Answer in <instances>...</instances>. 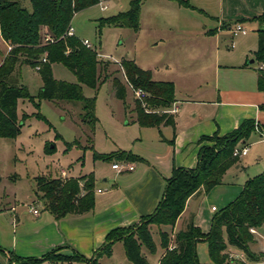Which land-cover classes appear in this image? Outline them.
I'll use <instances>...</instances> for the list:
<instances>
[{"label": "trees", "instance_id": "trees-1", "mask_svg": "<svg viewBox=\"0 0 264 264\" xmlns=\"http://www.w3.org/2000/svg\"><path fill=\"white\" fill-rule=\"evenodd\" d=\"M181 5L189 6L188 0H178ZM98 3V0H29L30 9L19 0L0 1V36L9 45V50L0 63V137L14 138L20 133L22 121L18 120L16 106L18 99L33 101L25 85L12 81V75L23 64L38 69L42 85L38 99L80 100L83 103L82 120L90 125L91 130L98 121L95 116V99L82 95V86L98 88L100 83L110 78L108 61L100 60L97 52L85 46L75 35L65 36L71 25L74 14ZM140 0H131L129 8L105 18L99 19V25L109 24L127 27L133 31L139 29ZM253 19H264V13ZM99 26V27H100ZM54 38L53 42L42 43L43 28ZM46 54V61L41 62ZM254 59L264 64V29L257 30V48ZM60 62L76 75L77 82H67L52 76L51 65ZM120 67L126 82L134 89H142L147 96L136 98L134 108L135 122L140 127H158L174 125L173 114L167 110L174 102V85L169 81H154L149 70L138 66L133 60L123 59ZM257 89L264 91V68H259ZM103 77L101 78V75ZM114 94L124 99L126 87L116 76L111 77ZM144 104V106H143ZM264 110V105L260 106ZM38 118L43 117L36 113ZM25 116V115H24ZM257 124L252 119L244 120L231 132L219 135L201 136L199 142L210 141V145L200 146L197 163L194 168L173 167L171 176L166 179L165 187L154 211L142 216L140 220L127 227L110 230L103 244L94 255L85 258L76 250L62 254V247H55L39 257H19L9 251L8 259H16L19 264H41L56 261L71 264L84 261L87 264H104L99 261L102 256H110L113 244L121 240L124 253L133 264H149L141 255L144 245L154 252L149 225L174 226L183 211L187 199L200 189L207 193L221 183L226 170L239 158L233 156L238 143H244ZM172 142V140H170ZM69 145V144H68ZM50 152V149H46ZM94 159H113L135 161L139 157L130 152L100 154L93 151ZM94 174L90 172L77 178H44L36 179V192L42 193L44 209L59 219L67 215H79L94 207ZM35 192V193H36ZM264 225V171L248 178L239 194L228 204L215 210L207 233H203L193 222L188 227L177 231L169 248L170 237L167 231L159 230L163 253L158 264H200L196 244L205 240L208 243V256L211 264H264V254L255 253L251 245L255 242L251 228ZM228 246L234 247L245 255L246 259L230 258L226 254ZM1 251V248H0Z\"/></svg>", "mask_w": 264, "mask_h": 264}, {"label": "crops", "instance_id": "crops-1", "mask_svg": "<svg viewBox=\"0 0 264 264\" xmlns=\"http://www.w3.org/2000/svg\"><path fill=\"white\" fill-rule=\"evenodd\" d=\"M188 2L189 6H184L178 0H156L152 9L163 16L158 19L159 15H156L150 25L141 22L140 4L139 29L133 31L137 37L142 29H147L148 39L145 43L155 52L145 62L133 61L149 70L154 81H169L174 85V102L178 106V111L173 114L174 125L141 127L145 132L138 139L140 145L134 147V152L118 150L130 152L139 159L127 161L133 165L130 171H117L111 167L115 177L109 182L103 178L104 189L96 187L94 183V207L88 212L57 219L41 206L37 208L33 197L21 210L25 219L32 214L33 222L29 226H20L16 207L11 205L8 210L12 230L6 222L3 234L0 233V253L7 257L9 251L19 257H39L60 246L62 249L59 252L62 254H71L76 250L83 257L90 258L103 244L110 230L131 226L154 211L173 167L196 166L198 150L207 143L199 142L201 136H211L214 132L224 135L236 129L244 120L252 119L257 124L252 132L262 137L264 142V110L260 108L264 105V91L257 89V70L262 68V64L257 62L258 66L251 68L253 60H247L249 54L253 56L257 41L253 50L239 47L231 52L224 51L219 41L221 35L229 33L231 37L246 35L244 23L254 24L256 34L257 30L264 29V19H253L264 13V0ZM100 9L104 10L101 6ZM238 24L245 30L244 33L233 32ZM0 40L5 46L1 63L9 45L1 36ZM229 48H234L233 42ZM229 54L233 55L231 60ZM228 71L236 72L228 76ZM247 141L238 143L237 147H247ZM248 151L241 157L247 156ZM241 157L226 170L220 184L207 193L200 189L187 199L171 228L173 236L188 227L189 222L199 228L200 222H206L199 210L200 199L209 201L213 198L222 208L239 194L243 183H234L233 177L227 178V175L233 167L237 172L246 168L240 162ZM59 172L60 175L56 177L62 179L81 176L69 175L65 170ZM232 173L230 176L236 175ZM93 174L96 179L95 172ZM243 178L247 180L248 177L245 175ZM212 207L211 214L218 208L213 210ZM32 209L37 213L34 214ZM256 231L253 244L257 240L261 242L264 237L263 228ZM119 241L122 242L118 240L113 246ZM203 262L211 264L209 257Z\"/></svg>", "mask_w": 264, "mask_h": 264}, {"label": "rangeland", "instance_id": "rangeland-1", "mask_svg": "<svg viewBox=\"0 0 264 264\" xmlns=\"http://www.w3.org/2000/svg\"><path fill=\"white\" fill-rule=\"evenodd\" d=\"M130 1L107 0L105 3L107 7L104 10H101L100 6L95 4L76 12L70 22L74 35L81 40L87 39L90 42V48L97 52L98 59L110 63L107 66L110 78L100 83L98 88L94 89L81 85L82 95L95 99L94 111L98 121L93 131L90 125L82 120V101L38 99L37 93L42 85V80L37 69L23 64L19 67L17 73L15 72L12 75L11 79L13 82H18L27 87L28 92L33 97V101L27 99L17 100V119L22 121L20 133L14 138L0 137L1 234H3V226L6 222H8L9 226L10 224L12 225L9 220L11 214L8 210L11 205L16 207L15 212L19 215L20 226H29L34 219L32 214L25 219L21 213L28 200H32L34 197L35 206L37 208L41 206L44 209L41 201L42 193L36 192V179L38 177L58 178L56 175H60V170H65L69 175L75 176L95 172V180H97L95 181V186L104 189L105 182H103V178H107L108 182L111 181L115 177V171L111 169L112 161L94 159L93 151L101 154L115 153L118 150L131 151L133 153L134 147L140 145L138 139L141 138V134L143 135L145 131L135 122L136 114L133 110L138 88L134 89L128 85L120 67V62L123 59H137V61L143 62L154 56L155 52H152V49L145 43L148 39L149 31L142 29L141 33L136 37L133 30L127 27L109 24L99 25L100 18L127 10ZM19 2L27 9H30L29 0H19ZM155 2L156 0H140L143 16L141 22H144V25H150L156 15H159L158 19L163 16L159 13L156 14L152 9ZM243 26L247 30L246 35L231 37L229 33L220 36V45L224 51H236L239 47H246L249 50L255 49L257 41L256 26L250 23H244ZM43 31H47V28L44 27L41 32ZM231 42L234 44L233 49L229 48ZM4 51L5 46L0 40V60ZM232 56V54L228 55L230 60ZM247 60H253L250 64L251 68L258 66L257 61L251 54L248 55ZM51 69L52 76L55 79L77 82L75 73L62 63H53ZM228 72V76H233L236 71ZM113 76L119 78L126 87V95L123 100L117 98L114 94L111 82V77ZM102 77L103 74L101 75ZM36 113H40L43 119L38 118ZM262 140L263 138L254 132L249 135L247 141L248 155L240 158V162L246 168L237 172L233 167L227 178L233 177L234 183L244 184L246 180L243 177L245 175L250 178L264 171V142ZM210 144L211 142L207 141L204 145ZM46 149L51 151L47 152ZM232 172H235L237 176H230V174H233ZM199 201H201L199 208L201 217L205 216L204 219H207L206 222H200V229L203 233H207L211 217L215 213L214 211L211 214V207H218V211L220 204L213 198L209 201H202V199ZM26 220L27 223H25ZM11 228L12 226H10V230H12ZM261 228L264 229V225ZM255 229L257 230V228ZM149 230L155 244V250L150 252L142 245L140 249L141 255L146 258L149 264H158L164 251L161 247L159 230L168 232L170 246L173 240L171 227L158 226L152 223L149 225ZM256 237L257 235L254 234V238ZM256 243L251 245V250L255 253L261 252L264 254V237L261 242L257 240ZM261 243H263V246ZM196 253L199 263L203 264V261L209 257L207 241L201 240L197 242ZM226 254L230 258L246 259L241 251L231 246L227 247ZM99 261L104 264H133L126 258L123 242L120 241L112 247L110 256H102ZM17 262L16 259H8L5 254L0 253V264H19ZM56 263L66 264L59 261H56ZM41 264L51 263L44 261ZM71 264L87 263L74 261Z\"/></svg>", "mask_w": 264, "mask_h": 264}, {"label": "built area", "instance_id": "built-area-1", "mask_svg": "<svg viewBox=\"0 0 264 264\" xmlns=\"http://www.w3.org/2000/svg\"><path fill=\"white\" fill-rule=\"evenodd\" d=\"M106 1L107 0H98V3L97 4L100 5L102 9H105V7H106V5H105ZM233 32L234 33H237V32L244 33L245 30L238 24V25H236L234 27ZM73 35H74V30L72 28V25H70L67 28V30L65 31V36H73ZM41 38H42V43H50V42H53V40H54V38L47 31H43L42 32ZM81 42L85 46L90 47V42L87 39H82ZM45 61H46V54H44L42 56V58H41V62H45ZM39 67H40V64L36 65L35 69L38 70ZM262 67L264 68V64L262 65ZM136 95H137V98H139L141 100L144 99L147 96V94L142 89H137L136 90ZM143 106H144V104H143ZM177 111H178V106H177V104L175 102H173L171 104V106L167 110V112L168 113H171V114H174ZM247 151H248V148L246 146H242L241 148L235 147L234 150H233L232 155L233 156H236V157H241V156L245 155L247 153ZM111 167L113 169H116L117 171H125V170L130 171V170L133 169V165L131 163L127 162V161H123V162L122 161L121 162L115 161V162H113L111 164ZM212 209L214 210L215 207H212ZM32 212L34 214H36L37 213V210L32 209ZM250 232L252 234H256L257 233V231H256L255 228H251L250 229ZM172 247H173L172 245L169 246L170 249Z\"/></svg>", "mask_w": 264, "mask_h": 264}, {"label": "water", "instance_id": "water-1", "mask_svg": "<svg viewBox=\"0 0 264 264\" xmlns=\"http://www.w3.org/2000/svg\"><path fill=\"white\" fill-rule=\"evenodd\" d=\"M1 1V0H0Z\"/></svg>", "mask_w": 264, "mask_h": 264}]
</instances>
